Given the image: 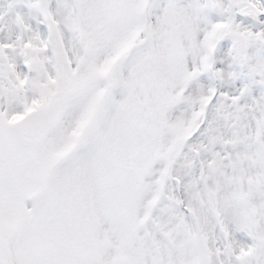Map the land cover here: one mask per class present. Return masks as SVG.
I'll use <instances>...</instances> for the list:
<instances>
[{"label": "snow or ice", "instance_id": "snow-or-ice-1", "mask_svg": "<svg viewBox=\"0 0 264 264\" xmlns=\"http://www.w3.org/2000/svg\"><path fill=\"white\" fill-rule=\"evenodd\" d=\"M0 264H264V0H0Z\"/></svg>", "mask_w": 264, "mask_h": 264}]
</instances>
